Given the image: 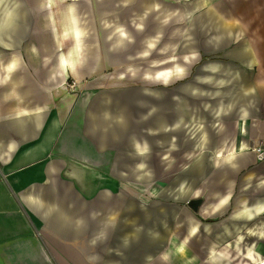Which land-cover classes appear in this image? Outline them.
Listing matches in <instances>:
<instances>
[{"label":"crops","instance_id":"1","mask_svg":"<svg viewBox=\"0 0 264 264\" xmlns=\"http://www.w3.org/2000/svg\"><path fill=\"white\" fill-rule=\"evenodd\" d=\"M57 1L46 0L53 12ZM232 1L245 29L205 9L197 44L183 52L221 60L201 62L205 74L177 89L170 86L178 76L165 82L158 72L152 84L109 74L82 83V31L71 5L58 9L55 31L59 46L71 42L59 63H73L62 68L77 92L55 104L8 58L0 88V264H255L249 249L264 258V161L249 141L264 135L257 121L264 94L252 73L228 69L256 64L243 34L264 31V13L253 10L261 0ZM20 5L0 0L1 51L26 39ZM207 84L215 90L198 87ZM181 182L191 194L180 192ZM189 220L200 233L179 249Z\"/></svg>","mask_w":264,"mask_h":264},{"label":"rangeland","instance_id":"2","mask_svg":"<svg viewBox=\"0 0 264 264\" xmlns=\"http://www.w3.org/2000/svg\"><path fill=\"white\" fill-rule=\"evenodd\" d=\"M19 1L20 7L22 3L25 6L24 12L28 16V33L24 42L16 48L7 52L0 49V88L6 87L3 64L14 56L18 62L14 71L26 73L32 85L46 90L49 100L55 104L64 93L73 94L78 90L76 78L65 72L59 63L60 53L71 42L59 46L55 31L58 9L71 5L82 31V63L78 71L82 83L109 74L124 77L120 81L122 83L152 84L155 73L179 66L184 69V73L170 86L177 89L187 83V78L205 74L199 68L201 62L221 60L213 54L209 57L204 52L194 55L183 52L185 48L197 44L196 34L202 32V29L196 26V19L206 12L205 9L222 17L221 20L223 19L226 26H241L245 29L243 18L236 17L233 11L232 0H58V9H54V12L47 6L46 0ZM256 3L259 9L253 10L261 12L262 9L264 13V0ZM230 14L235 16L228 17ZM262 22L264 16L259 20V23ZM201 36L205 41L208 34ZM243 37L253 46L252 52L257 62L249 68L235 64L228 69L237 72L238 68L243 74L252 73L258 79L259 92L264 94V31L246 32ZM146 52L148 55L145 56ZM205 86L198 85L203 90L210 91L215 87L212 84ZM4 99L7 100L2 96V100ZM261 101L257 121L260 126H264V97ZM259 137L256 144L249 140L251 150L264 149V135ZM179 188L183 195L192 193V187L185 186L184 182L179 184ZM155 191L156 189L150 193V197H143V201L152 200ZM189 226L190 220L187 227ZM204 227L208 230V226ZM187 230L188 228L185 237ZM198 264L202 262L198 261Z\"/></svg>","mask_w":264,"mask_h":264},{"label":"snow or ice","instance_id":"3","mask_svg":"<svg viewBox=\"0 0 264 264\" xmlns=\"http://www.w3.org/2000/svg\"><path fill=\"white\" fill-rule=\"evenodd\" d=\"M151 47V45H150ZM74 65L72 62L68 61V60H64L62 62V67L67 70V69H70L72 68ZM16 67V64L13 63L11 65H9V68H8V71H12L13 69H15ZM184 73V69L182 67H175L174 69L173 68H169V69H166V70H161L158 72L157 76H156V79L157 80H164L165 82H167L169 79L175 77V76H181L183 75ZM69 82L71 83V79L69 80ZM233 159L232 155L229 154V157H228V162H231V160ZM227 203V198H225L223 201H221L220 205H223V204H226ZM219 209V206L217 207L216 210ZM261 212H264V207H262L260 209ZM249 258H251V256H249Z\"/></svg>","mask_w":264,"mask_h":264},{"label":"bare ground","instance_id":"4","mask_svg":"<svg viewBox=\"0 0 264 264\" xmlns=\"http://www.w3.org/2000/svg\"><path fill=\"white\" fill-rule=\"evenodd\" d=\"M16 8V7H15ZM14 8V9H15ZM16 14V13H15ZM76 21V20H75ZM78 25V24H77ZM7 31V30H6ZM65 32V30H63V33ZM6 33V32H5ZM79 34V33H78ZM81 34H82V32H81ZM188 36H191V35H189L188 34ZM234 37V36H233ZM77 38H79V37H77ZM79 40V39H78ZM78 44V43H77ZM80 45V44H79ZM79 48V47H78ZM80 58V57H79ZM79 60V59H78ZM79 62V61H78ZM77 62V63H78ZM75 64H76V62H75ZM234 147H235V145H234ZM239 150V149H238ZM252 152H254L255 153V149L253 150L252 149ZM218 155H219V162L218 163H221L220 161L221 160H224V157H223V154H222V151H220V152H218ZM232 162V161H231ZM221 166V165H220ZM248 178V177H247ZM246 178V179H247ZM225 198H223V199H221L220 200V202L221 201H223ZM190 219H192V218H190ZM194 220V219H193ZM195 221V220H194ZM194 221H192L191 223H190V226H189V228H188V231H187V238L186 239H184L183 240V242L181 243V245L179 246V249H184V246H185V242H187L188 240H189V238L190 237H195V236H197L198 235V232H199V230H200V227H199V224L197 223V222H194ZM200 233V232H199ZM176 237V236H175ZM248 254H245V256H247V259L248 260H251L252 262H255V263H257V264H264V258H261L260 259V256H259V259H258V257H256V253L254 252V250H251V249H249V251L247 252ZM258 255V254H257ZM249 256H251V258H249ZM242 264H248L247 262L246 263H242ZM250 264V263H249Z\"/></svg>","mask_w":264,"mask_h":264},{"label":"built area","instance_id":"5","mask_svg":"<svg viewBox=\"0 0 264 264\" xmlns=\"http://www.w3.org/2000/svg\"><path fill=\"white\" fill-rule=\"evenodd\" d=\"M255 153H256L258 161H260V162L264 161V149L257 148V149H255Z\"/></svg>","mask_w":264,"mask_h":264},{"label":"water","instance_id":"6","mask_svg":"<svg viewBox=\"0 0 264 264\" xmlns=\"http://www.w3.org/2000/svg\"><path fill=\"white\" fill-rule=\"evenodd\" d=\"M190 207L193 208V210H197L198 206L200 205V202L199 201H190L189 203Z\"/></svg>","mask_w":264,"mask_h":264},{"label":"clouds","instance_id":"7","mask_svg":"<svg viewBox=\"0 0 264 264\" xmlns=\"http://www.w3.org/2000/svg\"><path fill=\"white\" fill-rule=\"evenodd\" d=\"M121 31V34L123 35V31L122 30H120ZM152 46H154V45H152ZM144 55L146 56V55H148V53L146 52V53H144Z\"/></svg>","mask_w":264,"mask_h":264}]
</instances>
